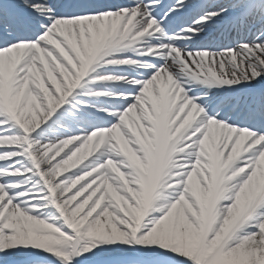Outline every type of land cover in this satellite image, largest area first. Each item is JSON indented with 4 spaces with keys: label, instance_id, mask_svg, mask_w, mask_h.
I'll use <instances>...</instances> for the list:
<instances>
[{
    "label": "snow or ice",
    "instance_id": "1",
    "mask_svg": "<svg viewBox=\"0 0 264 264\" xmlns=\"http://www.w3.org/2000/svg\"><path fill=\"white\" fill-rule=\"evenodd\" d=\"M0 264H264V0H0Z\"/></svg>",
    "mask_w": 264,
    "mask_h": 264
}]
</instances>
